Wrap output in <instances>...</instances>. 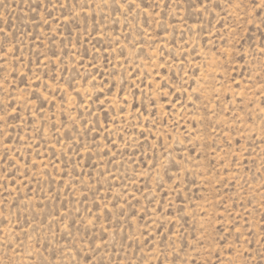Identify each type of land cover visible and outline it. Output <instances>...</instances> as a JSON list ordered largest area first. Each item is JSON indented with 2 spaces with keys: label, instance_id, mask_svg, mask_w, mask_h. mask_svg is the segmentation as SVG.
Listing matches in <instances>:
<instances>
[{
  "label": "rangeland",
  "instance_id": "374dc122",
  "mask_svg": "<svg viewBox=\"0 0 264 264\" xmlns=\"http://www.w3.org/2000/svg\"><path fill=\"white\" fill-rule=\"evenodd\" d=\"M0 264H264V0H0Z\"/></svg>",
  "mask_w": 264,
  "mask_h": 264
}]
</instances>
